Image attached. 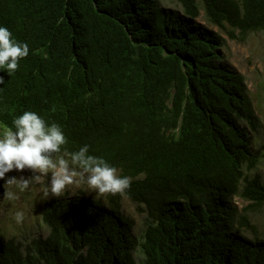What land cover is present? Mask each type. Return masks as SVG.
<instances>
[{"label": "trees", "instance_id": "trees-1", "mask_svg": "<svg viewBox=\"0 0 264 264\" xmlns=\"http://www.w3.org/2000/svg\"><path fill=\"white\" fill-rule=\"evenodd\" d=\"M175 1L182 12L158 0H0V27L29 48L16 71L0 68V126L35 112L63 131L59 153L87 145L130 178L105 204L48 201L47 234L22 253L0 233V264H264L246 213L264 205V181L247 174L260 123L243 76L222 62L225 39L195 22L200 2L244 39L264 30V0ZM122 195L145 213L141 241Z\"/></svg>", "mask_w": 264, "mask_h": 264}, {"label": "rangeland", "instance_id": "rangeland-1", "mask_svg": "<svg viewBox=\"0 0 264 264\" xmlns=\"http://www.w3.org/2000/svg\"><path fill=\"white\" fill-rule=\"evenodd\" d=\"M164 8H169L177 12H182L181 6L175 0H158ZM199 16L195 22L201 24L208 30L215 32L225 39V45L220 49L223 56L222 62L232 67L240 73L245 81L247 94L251 101L255 115L257 116L260 127L256 132L249 131L251 137V149L259 154V160L256 169L248 172V176L257 173L264 181V30L248 33L244 39H230L228 32H233L238 36L236 30L231 29L224 24V28L220 29L211 24L204 13L203 6L197 2ZM5 128L0 126V136H2ZM64 156L61 153L54 154V158ZM68 159L67 157H64ZM79 170V169H78ZM119 175V173L117 172ZM33 175L32 171L25 169L23 171L12 170L5 174V179H0L1 204H0V233L5 240H12L20 251L24 253L30 242L39 237H44L47 234V229L41 222V211L45 203L48 201L60 198L64 195L84 194L92 200H97L101 204L106 203L107 194H100L94 189H90L86 184H73L65 188L62 194L58 197L49 194L45 197L43 189L50 180L51 174L42 176L40 182H34L29 189L21 192L19 188L13 186L11 189L4 188L7 177L20 176L29 177ZM11 190L18 197L14 200H7L3 195L4 191ZM233 203L239 210L246 208L248 202L240 196L233 198ZM121 213L133 220L134 225L132 234L137 240L141 241V237L147 225L145 213H138L135 205L124 195L121 196ZM22 212L23 219L17 222L15 214ZM249 222L255 228V234L264 239V205L255 207L246 212ZM247 238H252L253 235L249 231H243ZM134 259L137 263L141 262L142 254L139 248L133 252Z\"/></svg>", "mask_w": 264, "mask_h": 264}, {"label": "clouds", "instance_id": "clouds-1", "mask_svg": "<svg viewBox=\"0 0 264 264\" xmlns=\"http://www.w3.org/2000/svg\"><path fill=\"white\" fill-rule=\"evenodd\" d=\"M28 53L27 44L16 42L6 27H0V68L6 66L11 74L18 69L19 60ZM3 82L0 77V83ZM12 125L14 130L6 127L0 136V179H5V174L14 169H29L33 175L7 177L4 188L15 186L23 192L49 173L50 180L43 189L45 197L49 194L58 197L67 186L80 183L100 194L123 193L130 187L129 177L118 175L117 169L104 159L90 155L87 145L76 152L65 150L64 156L54 158V154L67 143L66 137L59 125L46 124L37 113L25 111L12 121ZM3 196L7 200L18 198L11 190L4 191ZM23 215L22 212L15 214L17 222L23 219Z\"/></svg>", "mask_w": 264, "mask_h": 264}]
</instances>
